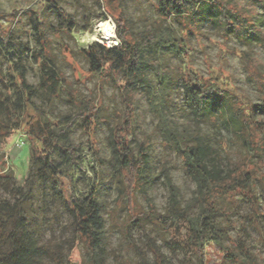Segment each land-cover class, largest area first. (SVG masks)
Masks as SVG:
<instances>
[{"label": "trees", "instance_id": "trees-1", "mask_svg": "<svg viewBox=\"0 0 264 264\" xmlns=\"http://www.w3.org/2000/svg\"><path fill=\"white\" fill-rule=\"evenodd\" d=\"M46 1V9L59 18L57 26L48 25L36 9H28L27 14L39 45V51L32 54L39 72L38 83L35 86L29 84L24 67L18 69L16 63L8 65L7 81H4L0 69V83L5 88V93L0 91V136L7 137L21 131L31 142L34 154L45 161L52 158L57 168L62 169L63 165L73 166L80 162V145L68 133L75 118L52 117L33 99L39 98L49 105L59 97L66 79L54 65L49 35L69 31L74 24L56 5V0ZM105 1L97 0L99 4ZM210 1L156 0L158 17L145 24L136 35L121 10L118 16H114L117 43L106 47L94 42L80 50L87 60L88 71L101 67L98 76L102 83L115 85L123 107L118 123L110 127L107 137L118 183L116 201L126 214L122 232L127 234L132 227H142L143 222L149 221L163 231L173 233L174 243L169 244L171 252L184 249L194 255L195 264H207L205 251L210 244L222 250L224 256L232 257L228 249L219 245L222 236L215 220L224 214L222 201L231 202L240 196L255 208L258 206L254 192L256 185L264 201V71L247 53L239 52L248 76L260 93L259 101L254 102L234 91L217 75L201 76L184 66L174 72L168 64L169 57L185 63L184 55L188 49L184 34H178L168 20L185 18L186 14L195 17L198 6ZM252 1L262 9L264 21V0ZM215 4L237 38L247 45L255 40L264 41L261 25L252 19L253 14L248 8L236 0L217 1ZM19 14L16 10L7 12L0 9V20L6 22V25L0 23V42L5 48L10 46L12 28L19 22ZM11 48L14 53L20 52L19 44L13 43ZM179 88L180 103L174 100ZM141 96L148 112L156 119L153 132L159 136L162 147H172L176 151L184 175L195 185L192 201L197 203V209L193 214L187 213V201L181 205L178 188L165 168L164 178L169 191L165 213L156 211L146 196L145 170L150 141L147 138L138 142L134 152L129 139L138 97ZM68 102L77 107L76 117L87 135L88 144L93 153L99 155L95 132L100 123L105 122L107 109L98 98L90 96L76 101L73 95H69ZM224 138L243 153L233 158ZM39 149L45 150L46 154L40 155ZM34 174L31 166L22 185L11 189L17 204L11 211V228L0 246V264H71L67 258L72 249L69 241H41L30 229V216L18 205L32 196L31 176ZM57 180L62 190L69 189L71 181ZM137 192L145 197V211L137 203ZM101 211L94 193L84 199H74L68 207L69 226L88 249L87 264H99L94 254L100 249L103 231ZM108 215L109 221L114 222L116 213L113 209L108 211ZM148 249L155 264H164L165 257L160 247L151 239H148ZM243 256L244 264H256L247 249H244ZM141 261L147 264L144 255Z\"/></svg>", "mask_w": 264, "mask_h": 264}, {"label": "rangeland", "instance_id": "rangeland-1", "mask_svg": "<svg viewBox=\"0 0 264 264\" xmlns=\"http://www.w3.org/2000/svg\"><path fill=\"white\" fill-rule=\"evenodd\" d=\"M217 1L224 2H202L196 9L195 17L186 14L185 18L168 20L178 34H184L188 46L184 55L185 63L175 57H169L168 64L174 72L184 66L201 76L217 75L229 83L234 91L257 102L260 93L248 76L245 62L239 52L247 53L264 71V41L255 40L247 45L237 38L232 28L226 25L225 15L216 10L214 5ZM236 1L249 9L253 14L252 19L260 23L264 35L262 9L252 0ZM47 5L46 0H0V9L20 12L19 22L12 28L13 38L10 46L5 48L0 42V69L4 81L8 79L7 67L13 62L18 69L24 67L25 78L29 84L35 86L38 83L39 72L32 54L39 51V45L27 14L28 9H36L48 25L57 26L59 18L46 9ZM56 5L74 24L69 31L49 35L54 65L65 77L66 82L59 91V97L51 104L48 105L39 98H34L33 101L52 117L67 116L69 120L75 118L68 128V133L80 145V162L73 166L63 165L60 169L52 158L45 161L34 154L31 142L21 131L7 137L0 136V246L6 232L11 228V211L17 204V198H13L11 189L22 185L32 166L35 172L31 176L32 196L18 205L30 216V229L41 241H69L72 249L67 258L71 264H87L89 252L69 226L68 207L74 199H84L90 193L96 194V200L102 207L103 231L100 249L94 254L99 264H143L142 255L147 264H155L148 249V239L160 247L165 257L164 264H195L194 255L188 251L179 248L171 252L169 244L174 243L173 233L163 231L149 221L143 222L142 227H132L127 234L122 232L126 214L124 208L116 201L118 183L114 177L115 163L110 158L107 137L110 127L118 123L123 107L115 85L102 83L99 79L101 67L88 71L87 60L80 53L82 48L94 42L106 47L117 43L114 16H118L121 10L131 26L132 33L138 34L145 24L158 17L156 0H106L102 4L97 0H56ZM0 23L6 25L4 19H1ZM100 23L104 26H100ZM105 27L111 30L108 35L104 32ZM13 43L19 44L20 52H12ZM119 80L120 78H117L118 82ZM0 91L5 93L1 83ZM180 93L179 88L174 95V100L178 103L181 102ZM69 95H73L76 101L89 96L98 98L107 109L105 122L100 123L95 132L99 155L93 153L90 148L87 135L76 117L78 109L68 102ZM135 112L133 132L129 135L133 151H137V144L141 140L148 138L150 141L149 160L145 170L146 196L156 211L165 213L169 199L164 178L165 168L172 183L178 188L181 205H185L187 201V213H195L197 203L192 201L195 197V185L184 175L182 162L176 151L172 147H162L159 136L153 132L156 119L148 112L142 96L138 97ZM225 140L228 152L233 158L243 153L234 143ZM39 154L44 155L46 152L39 149ZM57 179L71 181L69 189L62 190ZM254 192L258 198V206L255 208L240 196H236L231 202H221L224 214L215 220L222 236L219 245L228 249L232 257L224 256L222 250L210 244L205 251L207 264H244V249L251 253L256 264H264V201L259 195L258 185L254 187ZM136 197L137 203L145 211V197L139 192ZM112 209L116 213L114 222L109 221L108 215V211ZM181 227L183 229V225Z\"/></svg>", "mask_w": 264, "mask_h": 264}, {"label": "bare ground", "instance_id": "bare-ground-1", "mask_svg": "<svg viewBox=\"0 0 264 264\" xmlns=\"http://www.w3.org/2000/svg\"><path fill=\"white\" fill-rule=\"evenodd\" d=\"M99 25H100V26H104L102 23H100ZM110 31H111V30H110L108 27H105V28H104V32H105L106 35H108V34L110 33Z\"/></svg>", "mask_w": 264, "mask_h": 264}]
</instances>
